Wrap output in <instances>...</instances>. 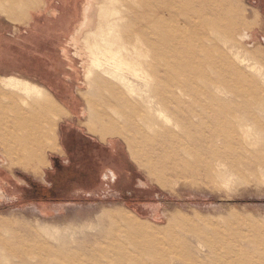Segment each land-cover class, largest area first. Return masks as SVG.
<instances>
[{
  "label": "rangeland",
  "instance_id": "374dc122",
  "mask_svg": "<svg viewBox=\"0 0 264 264\" xmlns=\"http://www.w3.org/2000/svg\"><path fill=\"white\" fill-rule=\"evenodd\" d=\"M54 1L70 26L31 67L72 65L73 117L0 77V264H264V0ZM32 120L54 147L37 169L17 144ZM53 180L62 201L34 202Z\"/></svg>",
  "mask_w": 264,
  "mask_h": 264
},
{
  "label": "crops",
  "instance_id": "0c3cea01",
  "mask_svg": "<svg viewBox=\"0 0 264 264\" xmlns=\"http://www.w3.org/2000/svg\"><path fill=\"white\" fill-rule=\"evenodd\" d=\"M58 1L67 3L71 0ZM53 2L55 1L43 0L40 8L29 11V20L23 24L10 22L6 17L0 16V77L15 76L43 86L73 117L69 101L72 97H77V88L76 78L71 73L72 65L66 64L67 69L71 70V75H61L57 79L46 77L43 73L32 70L31 67V63H35L36 59L35 45L50 43L53 40L60 41V32L65 25L70 24L72 17L69 6L53 11ZM42 20L51 24L41 26ZM40 27H43L42 30ZM61 60L64 61L63 57ZM11 179L16 180L13 176Z\"/></svg>",
  "mask_w": 264,
  "mask_h": 264
},
{
  "label": "bare ground",
  "instance_id": "6f19581e",
  "mask_svg": "<svg viewBox=\"0 0 264 264\" xmlns=\"http://www.w3.org/2000/svg\"><path fill=\"white\" fill-rule=\"evenodd\" d=\"M11 95H13V94H11ZM33 104H35V101H34ZM8 105H10V104H8ZM3 111H4V109L0 105V114ZM30 112H32V111L30 110ZM245 112H248V111H245ZM243 115L244 116H247L249 118L251 117L249 115V113L248 114L245 113ZM252 119L254 120L255 118L252 117ZM4 120H5L4 117H0V123L4 124ZM20 133H21L20 136L19 135L17 136V144L19 145L20 151L26 153V156L27 157H26V161H24V162H26V164H28L29 166L31 165L33 168H36L37 169L39 167V164H38V161H37L38 156L41 157L40 154L43 153V151L48 150V149H51V148H54V147L48 146V144H47L49 141H52L53 139L49 136L48 131H46V128H45L44 124H41V123L39 124V122H37L35 120H32L31 122L25 124L22 127ZM17 148H18V146H17ZM22 159H23V157H22Z\"/></svg>",
  "mask_w": 264,
  "mask_h": 264
},
{
  "label": "trees",
  "instance_id": "16d2710c",
  "mask_svg": "<svg viewBox=\"0 0 264 264\" xmlns=\"http://www.w3.org/2000/svg\"><path fill=\"white\" fill-rule=\"evenodd\" d=\"M52 173V172H51ZM35 187L38 189V194L39 196L34 199V202L38 203H46V202H60L62 201L58 197H55L53 193H55V188H56V181L53 180L52 184L50 187L41 185L39 183H34ZM70 201H77V200H70Z\"/></svg>",
  "mask_w": 264,
  "mask_h": 264
}]
</instances>
